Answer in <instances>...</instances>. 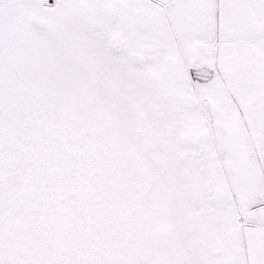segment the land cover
Returning <instances> with one entry per match:
<instances>
[{
    "label": "snow or ice",
    "instance_id": "obj_1",
    "mask_svg": "<svg viewBox=\"0 0 264 264\" xmlns=\"http://www.w3.org/2000/svg\"><path fill=\"white\" fill-rule=\"evenodd\" d=\"M0 264H264V0H0Z\"/></svg>",
    "mask_w": 264,
    "mask_h": 264
}]
</instances>
